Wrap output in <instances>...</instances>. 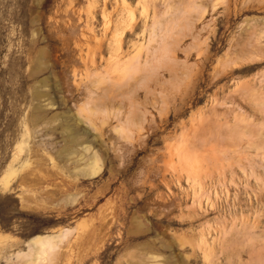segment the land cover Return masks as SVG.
Masks as SVG:
<instances>
[{"label": "rangeland", "instance_id": "obj_1", "mask_svg": "<svg viewBox=\"0 0 264 264\" xmlns=\"http://www.w3.org/2000/svg\"><path fill=\"white\" fill-rule=\"evenodd\" d=\"M152 263L264 264V0H0V264Z\"/></svg>", "mask_w": 264, "mask_h": 264}, {"label": "bare ground", "instance_id": "obj_2", "mask_svg": "<svg viewBox=\"0 0 264 264\" xmlns=\"http://www.w3.org/2000/svg\"><path fill=\"white\" fill-rule=\"evenodd\" d=\"M153 56H154V55H153ZM136 59H137V58H136ZM147 60H148V59H147ZM148 62H150V61H148ZM138 63H139V62H138ZM144 63H145V62H144ZM133 64H134V63H133ZM103 144H104V143H103ZM87 152H88V151H87ZM66 232H67V231H66ZM66 234H67V233H66ZM60 235H61V234H60ZM40 237H41V236H40ZM40 237L37 236L39 242L42 240V239H41V240L39 239ZM49 237H50V236H48V237H46V238H49ZM53 237H54V236H53ZM55 237H56V236H55ZM63 237H64V235H63ZM41 238H42V237H41ZM43 238H44V237H43ZM46 238H44V239H45V242H48ZM51 238H52V236H51ZM61 238H62V237H61ZM61 238H60V239H61ZM34 240H35V239H34ZM34 240H33V241H34ZM38 240H37V242H38ZM65 240H66V239H65ZM43 242H44V240H42L40 243H43ZM52 242H53V241H52ZM52 242H50V243H52ZM32 245H33V244H32ZM37 245H38V244H37ZM40 245H41V244H40ZM44 245H46V244H44ZM49 245H52V246H53V243H52V244H48V246H49ZM49 247H50V246H49ZM49 247H48V248H49ZM33 248H34V247H33ZM39 248H42V247H39ZM54 248H55V247H54ZM49 249H50V248H49ZM56 249H57V248H56ZM51 250H52V248H51ZM47 251H48V250H47ZM49 251H50V250H49ZM49 251H48V252H49ZM55 251H56V250H55ZM44 252H46V251L44 250ZM41 253H42V252H41ZM42 259H43V258H42ZM152 259H153V258H152ZM154 259H156V258L154 257ZM154 259H153V260H154ZM33 260H34V258H33ZM35 260H36V259H35ZM30 261H31V260H30ZM53 262H54V261H53ZM154 262H155V261H154ZM149 263H150V262H149ZM152 264H154V263H152ZM158 264H159V263H158Z\"/></svg>", "mask_w": 264, "mask_h": 264}]
</instances>
